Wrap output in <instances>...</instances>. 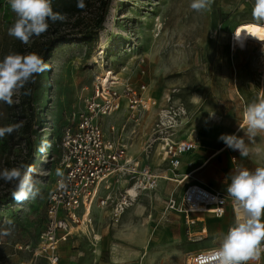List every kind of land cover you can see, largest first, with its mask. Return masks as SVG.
I'll list each match as a JSON object with an SVG mask.
<instances>
[{
	"label": "rangeland",
	"instance_id": "rangeland-1",
	"mask_svg": "<svg viewBox=\"0 0 264 264\" xmlns=\"http://www.w3.org/2000/svg\"><path fill=\"white\" fill-rule=\"evenodd\" d=\"M88 3L78 20L60 22L59 32L71 30L73 24L77 30L91 27L98 0ZM190 3L111 0L102 30L95 37H71L47 54L44 61L50 70L37 76L32 108L22 103L30 83L17 90L11 106L0 102V127L23 122L17 131L0 139V170L31 164L40 181V195L17 204L11 197L14 183L0 179V199L10 195L5 203L0 202V230L10 229L9 235L0 234V264H28L31 254L24 248H34L44 230L46 202L57 178L55 146L66 119L83 110V100L92 94L96 80L105 79L99 66L119 84L145 85L158 101L159 108L141 115L138 123L128 121L123 110L101 122L105 136L125 145L129 156L136 158L142 157V149L155 134L159 110L167 105L186 110L193 123L183 124L180 133L188 130L196 136L197 145L196 133L201 130L218 136L220 132L234 134L247 105L264 98V44L249 41L245 51L232 53L230 43L238 25H264L253 19L255 0H214L211 10L202 12L191 9ZM15 19L7 0H0V61L25 49L8 34ZM43 42L39 37L32 47L31 43L26 46L34 53ZM29 129V135H21ZM237 135L244 137L245 133L240 130ZM43 139L51 143L46 153L37 151ZM217 141L221 142L212 139L209 143ZM245 142L249 156L242 157L230 148L224 153L230 167L218 176L220 184L231 182L237 169L264 167V134L252 141L245 137ZM182 191L165 181L151 192L138 194L118 223L110 219V206L94 204L92 231L84 226L81 231L71 230L67 242L59 247L58 264H185L192 253L217 247L216 238L233 223L232 216L215 221V230H207L204 236V222L196 220L190 226L183 218L163 212L168 196L177 197ZM218 226L222 232H215ZM93 236L98 240L93 241ZM255 263L264 264V253ZM38 264L47 263L39 259Z\"/></svg>",
	"mask_w": 264,
	"mask_h": 264
},
{
	"label": "built area",
	"instance_id": "built-area-1",
	"mask_svg": "<svg viewBox=\"0 0 264 264\" xmlns=\"http://www.w3.org/2000/svg\"><path fill=\"white\" fill-rule=\"evenodd\" d=\"M102 81L96 80L92 94L83 100V110L69 116L62 127L55 148L58 167L63 170L68 187L67 190L58 189L60 178L55 179L46 202L44 230L34 248H24L31 254L28 264H38L39 259H44L47 264H58L59 247L67 242L71 230L81 231L84 226L92 231L90 210L94 204L100 208L110 206V219L118 223L138 194L155 190L160 180L174 181L177 185L185 180L186 176L178 180L181 157L196 148L194 144L176 138L187 118L186 110L182 107L174 110L168 105L160 109L156 135L142 150L144 160L148 161L156 154L167 165L171 178L160 176L149 162H138L129 156L125 145L106 137L101 123L105 117L122 110L128 121L138 123L141 115L159 108L158 101L143 84L133 87L129 83L110 81L104 84ZM165 99L169 104L168 97ZM239 211L227 193L202 185H187L179 196H168L163 212L167 216L183 218L190 226L194 223L191 218L194 214L216 219L230 214L232 226ZM95 238L93 236V241H97ZM217 248L192 253L185 264H218L215 259ZM18 249L22 250V247Z\"/></svg>",
	"mask_w": 264,
	"mask_h": 264
},
{
	"label": "clouds",
	"instance_id": "clouds-1",
	"mask_svg": "<svg viewBox=\"0 0 264 264\" xmlns=\"http://www.w3.org/2000/svg\"><path fill=\"white\" fill-rule=\"evenodd\" d=\"M7 3L16 17L8 29V34L23 44H28L34 36L45 33L49 29V21L55 23L67 19L66 14L53 11L51 0H7ZM213 3L214 0H191L190 7L197 12L210 11ZM76 6L79 9L86 7L84 0H77ZM252 16L257 22L264 21V0H255ZM48 70L49 64L36 53H9L0 61V102L11 106L17 90L29 83L34 84L36 77ZM24 94L30 95L31 89ZM22 124L21 121L0 127V139L17 131ZM239 128L245 133L244 137L221 134L218 139L228 148L239 151L240 156L247 157L250 149L245 137L252 141L257 135L264 134V98L247 105ZM50 147L51 143L43 139L37 151L46 153ZM36 171L33 165L24 163L18 167L0 170V179L14 183L11 197L17 204L34 200L40 195V181L35 177ZM56 176L60 178L57 182L58 189L67 190L68 184L63 170L57 168ZM226 193L231 197L234 207L240 211L227 233L216 238L218 248L215 259L218 264H250L258 261L264 253V167H257L254 171L237 169L231 175ZM7 223L12 225L13 221L8 220ZM0 234L9 235L10 229L0 230Z\"/></svg>",
	"mask_w": 264,
	"mask_h": 264
},
{
	"label": "crops",
	"instance_id": "crops-1",
	"mask_svg": "<svg viewBox=\"0 0 264 264\" xmlns=\"http://www.w3.org/2000/svg\"><path fill=\"white\" fill-rule=\"evenodd\" d=\"M190 116H187V118L184 120V124L192 125L193 121L189 119ZM183 126V125H182ZM182 128V127H181ZM191 128V126L189 127ZM198 135V141H196L197 145L194 143V138L196 139V136H193L189 131L179 133L177 135V140L179 141H185L188 143H192L196 146L194 151L185 154L181 157L180 160V167L177 171L178 180L185 177V180L180 184L177 185L174 181H167V182H173L176 184V187H181V190H183L187 185H202L204 187H207L211 190L215 191H221L225 192V188L227 187L229 182H226L225 184H220L218 182V176H222V174L227 173L229 170V163L224 161V153L228 149V147L224 144V142L217 141L215 144L209 143V140H218L219 136L218 134H214L208 131L201 130L196 133ZM224 134V133H221ZM200 140V141H199ZM143 150V149H142ZM142 153V152H141ZM133 159L137 160L138 162H149L151 166L155 167V172L159 174L160 176H165L167 178H171L170 172H168L166 169L167 165L163 163L157 155H152L151 159L146 161L142 157H133ZM244 168V167H243ZM250 171H254L255 168H246ZM163 180L159 181V185H161ZM230 215V214H228ZM227 216V215H226ZM225 216V217H226ZM176 218H180L178 216H175ZM224 217V218H225ZM191 218L196 221L200 220L204 222L203 224V230L202 234L206 236L207 230H215V221L219 222L222 219H216L213 218L210 215H203V214H194L191 216ZM228 228V227H227ZM224 231V234H226V230ZM223 228L222 226H218L217 230L215 232H222Z\"/></svg>",
	"mask_w": 264,
	"mask_h": 264
},
{
	"label": "trees",
	"instance_id": "trees-1",
	"mask_svg": "<svg viewBox=\"0 0 264 264\" xmlns=\"http://www.w3.org/2000/svg\"><path fill=\"white\" fill-rule=\"evenodd\" d=\"M86 7L84 9L77 8V0H51L52 8L54 12H59L62 14H66L67 19L66 20H78V18L85 12V9L88 7L89 3L88 0H84ZM111 0H98V14L96 19L94 20V23L91 27L85 29V30H77L78 28L73 24L70 26L72 28L71 30L67 32H59L60 27V21H57L55 23H52L49 21V29L43 33L42 35L36 37L34 36L31 38L30 42L31 46H33L34 42L36 41V38H43L44 42L40 45V48L36 50L34 53L40 55L43 59L47 56V54L50 52L52 48L55 46L61 45L66 43L68 39L74 36H78L82 39L87 38H93L95 37L101 30L102 26L104 24L108 8L110 6ZM18 47L23 46L25 48L24 50H21L22 55H26L30 53V47L27 48V44H23L18 39L15 43ZM37 79V77H36ZM35 84V83H34ZM34 84L30 83V86L28 89H31L30 95H25V91L23 92V100L22 103L26 104L29 108H32V103L34 99ZM27 89V90H28ZM31 132V129L28 130L27 133H21V135H29ZM27 164V163H25ZM10 198V195H7L5 198L0 199L1 203H5Z\"/></svg>",
	"mask_w": 264,
	"mask_h": 264
},
{
	"label": "bare ground",
	"instance_id": "bare-ground-1",
	"mask_svg": "<svg viewBox=\"0 0 264 264\" xmlns=\"http://www.w3.org/2000/svg\"><path fill=\"white\" fill-rule=\"evenodd\" d=\"M230 38L232 53L235 51H245L249 41L264 44V25L256 23L240 24L234 29ZM98 69L101 70L103 77L105 78L102 81L104 84L118 80L116 77H112L113 74L111 72L106 73V71H102L104 69L102 66H99ZM240 130L241 129L238 128L234 134L237 135ZM96 239L98 240V238Z\"/></svg>",
	"mask_w": 264,
	"mask_h": 264
}]
</instances>
